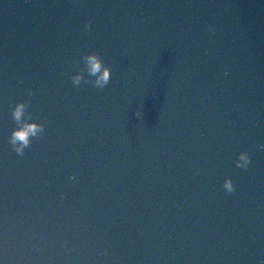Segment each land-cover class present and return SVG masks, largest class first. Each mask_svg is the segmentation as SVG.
<instances>
[{
	"label": "water",
	"instance_id": "95a60500",
	"mask_svg": "<svg viewBox=\"0 0 264 264\" xmlns=\"http://www.w3.org/2000/svg\"><path fill=\"white\" fill-rule=\"evenodd\" d=\"M0 264H264V0H0Z\"/></svg>",
	"mask_w": 264,
	"mask_h": 264
},
{
	"label": "clouds",
	"instance_id": "9594fccd",
	"mask_svg": "<svg viewBox=\"0 0 264 264\" xmlns=\"http://www.w3.org/2000/svg\"><path fill=\"white\" fill-rule=\"evenodd\" d=\"M91 27V25H88ZM89 71L95 74L101 67L102 63L99 57L95 54H91L85 57ZM110 79V69L105 67L103 69V73L97 77L95 80V84L97 86H105L109 83ZM72 80L79 84L81 81L80 75H74ZM27 104L24 101L18 102L12 108V115L13 118L16 120L17 124L19 125L16 129L13 130V133L10 137V143L13 145V148L17 154H23L24 149L29 145L30 139L29 137L38 135L43 130V125L36 124V123H28L27 120L24 119L25 112H26ZM139 115V112L136 113ZM251 163V157L246 151H241L238 154V158L236 159V165L240 168L247 169L249 164ZM225 188L228 192L234 191V184L231 179L226 180Z\"/></svg>",
	"mask_w": 264,
	"mask_h": 264
}]
</instances>
